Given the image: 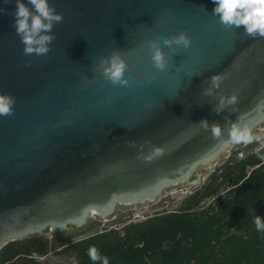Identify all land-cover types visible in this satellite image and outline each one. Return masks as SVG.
<instances>
[{
	"label": "water",
	"instance_id": "water-1",
	"mask_svg": "<svg viewBox=\"0 0 264 264\" xmlns=\"http://www.w3.org/2000/svg\"><path fill=\"white\" fill-rule=\"evenodd\" d=\"M48 3L63 16L56 39L48 54L26 56L15 0H0V94L16 101L14 115L0 117V250L154 201L225 152L232 123L252 130L264 119V37L225 29L212 0ZM180 33L191 46L161 44L167 67L157 71L148 42ZM114 50L128 66L127 88L97 71Z\"/></svg>",
	"mask_w": 264,
	"mask_h": 264
},
{
	"label": "trees",
	"instance_id": "trees-1",
	"mask_svg": "<svg viewBox=\"0 0 264 264\" xmlns=\"http://www.w3.org/2000/svg\"><path fill=\"white\" fill-rule=\"evenodd\" d=\"M221 174L235 188L206 210L195 208L215 193L210 185L184 201L181 211L131 223L123 235L111 229L66 247L72 257L69 264H94L88 256L91 246L109 264H264V232L253 223L255 215L264 220V147ZM35 236L22 241L33 247ZM9 246L11 242L0 250V257ZM35 253L43 255L45 249L36 247ZM5 258L0 264H40L26 256L23 261Z\"/></svg>",
	"mask_w": 264,
	"mask_h": 264
},
{
	"label": "clouds",
	"instance_id": "clouds-1",
	"mask_svg": "<svg viewBox=\"0 0 264 264\" xmlns=\"http://www.w3.org/2000/svg\"><path fill=\"white\" fill-rule=\"evenodd\" d=\"M9 2L10 0H4V3ZM27 3L31 5V10L21 0H15L16 10L12 13L13 27L24 45V55H46L51 51L49 45L56 39L53 33L54 25L62 23L63 16L49 5L48 0H27ZM212 3L215 5L212 15L218 17L219 23L225 29L243 27L244 34L250 38L264 37V0H212ZM0 14H7L4 8H0ZM161 44L170 52H174L177 47L187 50L191 46V41L184 33H180L171 38L164 36L148 42L147 47L152 66L157 71L163 72L167 67V59ZM96 68L113 86L121 88L129 86V81L124 78L128 66L119 51L114 50L110 56L102 57ZM219 79L218 75H213L209 80L213 87H216ZM15 103L14 97L0 94V117L14 115ZM229 103H235V97H232ZM214 112L219 114L217 111ZM225 119L227 121V118ZM199 124L206 129L209 127L207 120H202ZM211 132L214 137L219 138L222 135V128L218 123L213 122ZM228 136L229 139L225 145L241 143L247 145L255 141H264V137L253 135L248 126H240L237 123L231 124ZM261 147H264V142L261 143ZM256 151L259 152L260 149ZM253 223L257 231L264 232V220L260 216L255 215ZM88 256L94 264L95 262L109 264L108 258L101 256L95 246L89 248Z\"/></svg>",
	"mask_w": 264,
	"mask_h": 264
},
{
	"label": "rangeland",
	"instance_id": "rangeland-1",
	"mask_svg": "<svg viewBox=\"0 0 264 264\" xmlns=\"http://www.w3.org/2000/svg\"><path fill=\"white\" fill-rule=\"evenodd\" d=\"M262 127H264V119L251 130L253 135L264 137V132H260ZM262 142L264 141H255L247 145L242 143L231 144L213 162L195 168L194 182L186 183L184 181L171 187H166L157 194V198L154 201L148 200L143 203L116 205L109 216L102 217L91 214L83 225L75 229L59 233L47 231L37 234L33 247L30 243L26 244L22 241L24 239L13 241L7 252L0 257V261L5 260V257H8L7 259L13 258L12 261H23L26 256V258L40 264H69L72 261V257H69L66 247L111 229L117 230L120 235H123L124 227L131 223H139L155 216L181 211V207L185 205L184 201L195 192L204 191L205 187L210 185L215 189V193L203 199L195 208L197 211L206 210L215 199L225 197L235 188L229 180L225 179V175L221 176V171L232 167L239 160L249 156V154L257 153L256 150L258 148L260 150L263 148L261 147ZM250 170L251 168L247 169V173ZM36 247L45 249V254L38 255L35 253ZM26 250L28 253H24Z\"/></svg>",
	"mask_w": 264,
	"mask_h": 264
},
{
	"label": "flooded vegetation",
	"instance_id": "flooded-vegetation-1",
	"mask_svg": "<svg viewBox=\"0 0 264 264\" xmlns=\"http://www.w3.org/2000/svg\"><path fill=\"white\" fill-rule=\"evenodd\" d=\"M262 129V130H261ZM260 129V132H264V127H262ZM231 144H229V146H230ZM228 149V148H227ZM198 167H200V165L198 166ZM197 168V167H196ZM194 180H195V173H194V171H193V174L186 180V183H192V182H194ZM75 227V226H74ZM66 229H72V228H69V227H67Z\"/></svg>",
	"mask_w": 264,
	"mask_h": 264
}]
</instances>
